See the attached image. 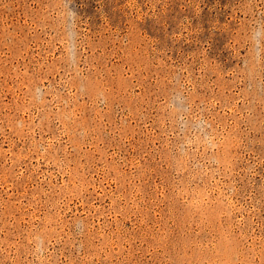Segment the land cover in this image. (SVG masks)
I'll return each instance as SVG.
<instances>
[{"label":"rangeland","instance_id":"374dc122","mask_svg":"<svg viewBox=\"0 0 264 264\" xmlns=\"http://www.w3.org/2000/svg\"><path fill=\"white\" fill-rule=\"evenodd\" d=\"M0 264H264V0H0Z\"/></svg>","mask_w":264,"mask_h":264},{"label":"clouds","instance_id":"9594fccd","mask_svg":"<svg viewBox=\"0 0 264 264\" xmlns=\"http://www.w3.org/2000/svg\"><path fill=\"white\" fill-rule=\"evenodd\" d=\"M74 41V35L72 34L71 30H69V33H68V45L67 47H71L72 43Z\"/></svg>","mask_w":264,"mask_h":264}]
</instances>
